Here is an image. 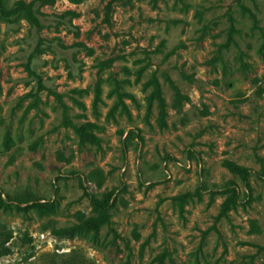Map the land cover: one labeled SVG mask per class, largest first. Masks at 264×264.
I'll use <instances>...</instances> for the list:
<instances>
[{"label": "rangeland", "instance_id": "obj_1", "mask_svg": "<svg viewBox=\"0 0 264 264\" xmlns=\"http://www.w3.org/2000/svg\"><path fill=\"white\" fill-rule=\"evenodd\" d=\"M40 11L41 31L0 24V264H264V0ZM175 87L189 98L181 113ZM85 124L98 144H80ZM229 162L252 171L250 191ZM84 185L113 197L98 231L79 229L98 216ZM38 199L55 211L17 208Z\"/></svg>", "mask_w": 264, "mask_h": 264}, {"label": "trees", "instance_id": "obj_2", "mask_svg": "<svg viewBox=\"0 0 264 264\" xmlns=\"http://www.w3.org/2000/svg\"><path fill=\"white\" fill-rule=\"evenodd\" d=\"M76 1V0H71ZM52 4V0H33L29 3L18 1L15 3L12 7H7V1L6 0H0V24L1 23H7L14 25L19 18H25L28 20V22L31 24V26L36 29L37 31H41L43 29V22L41 20L42 14L40 11V8L43 6H50ZM68 17H74L72 12H67L61 16H59L60 19H66ZM69 24L72 25L71 21ZM45 42L40 41L36 47V49H40L44 46ZM33 56L29 58V61L27 63V70L29 72L30 76H33L37 79V87L36 92L34 96L38 98V95L45 90V85L43 83V79L32 69ZM184 77L191 82H194L192 77H187L184 75ZM175 91V108L179 113L182 112V108L185 103L189 102V98L183 95L178 88H174ZM156 94L160 100V119L159 124L160 126H165L166 124V108L165 104L162 98H160V90L159 86L156 84ZM55 97L60 101L61 96L58 94H55ZM66 106L65 109V115H64V125L65 126H73L67 113H66ZM76 130V133L79 137L80 144L85 145L87 143L91 144H98L99 139L96 135L91 133V130L95 129L96 126L93 124H85L81 127H74ZM136 131H130V136L134 138H138ZM227 168L235 174H238L242 181L245 184V188L250 191V179L252 176V171L250 169L240 167L236 165L235 163H226ZM256 176L262 180H264V173H256ZM83 181V180H82ZM84 183V181H83ZM101 183L98 184L100 186ZM85 190V196L90 201L91 206L93 210L98 214V216L94 219H89L84 221L80 226L79 229L88 231V230H94L98 231L103 225L107 224L110 221V210L113 208V197L112 195L107 196L103 201L98 202L95 200L94 196L88 191V188L84 185ZM233 193L232 200L234 203L237 202V196L238 191L235 189H229ZM3 193L0 191V205H4L5 208H9L7 205V202L2 198ZM10 200V198H8ZM41 200H34L31 205H27L25 207H22L23 202H17V208L23 211H26L30 208L36 209L40 215H46L49 213H53L56 209L55 205L51 202H40ZM13 202V201H12ZM15 202V201H14ZM229 208V203L227 202L225 204V210ZM62 233L67 231H61Z\"/></svg>", "mask_w": 264, "mask_h": 264}]
</instances>
